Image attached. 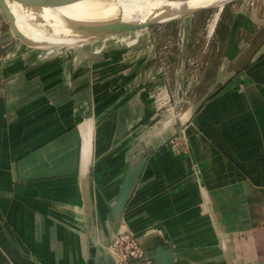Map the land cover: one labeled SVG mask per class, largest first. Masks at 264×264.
<instances>
[{
    "label": "crops",
    "instance_id": "crops-1",
    "mask_svg": "<svg viewBox=\"0 0 264 264\" xmlns=\"http://www.w3.org/2000/svg\"><path fill=\"white\" fill-rule=\"evenodd\" d=\"M241 15L218 77L180 108L156 61L37 50L0 10V264H89L93 241V264H117L107 245L125 227L174 264H264V41L229 57ZM168 106L181 115L152 146ZM180 133L188 153L168 144Z\"/></svg>",
    "mask_w": 264,
    "mask_h": 264
},
{
    "label": "rangeland",
    "instance_id": "rangeland-1",
    "mask_svg": "<svg viewBox=\"0 0 264 264\" xmlns=\"http://www.w3.org/2000/svg\"><path fill=\"white\" fill-rule=\"evenodd\" d=\"M224 8L225 13L218 27L217 13L221 6H213L200 11L203 12L201 14H197V12L195 13L197 15H185L163 24L118 35L80 39L71 43L35 44L30 42L25 44L37 50H52L62 47V52L67 55L76 51L80 52L81 56H89V58L112 52L118 61L126 57L129 58L125 59V62L128 60H135L137 63L156 61L157 67H161L165 77L178 79L180 108H184L188 103L196 101L206 91L209 83L218 77L220 69L218 63L226 54L230 40L229 32L232 29L231 26L235 24L234 16L237 11L242 15L237 21L236 29L241 27L242 33L237 32L233 36V41L237 42L238 48L231 50L229 57L238 56L247 50L244 59H248L255 47L264 39V0H229L224 3L223 10ZM4 19L6 20L5 17ZM5 22L9 29L7 20ZM257 30L259 33L252 40L249 32H257ZM48 36L61 38L52 34H48ZM251 40L253 45L250 43ZM251 45L254 47L251 48ZM244 46H247L248 49H243ZM158 80L162 83L161 76H158ZM165 90L162 83L152 96L156 98L159 93L163 92L160 95L167 97ZM180 115L181 113L177 114L169 106L163 107L157 120L148 125L146 139L151 142L152 146L157 143L158 138H162V134L170 131L176 118ZM156 134L158 135L155 136ZM186 138L182 133L173 134L167 141L174 153H188L189 146ZM124 229L130 230L128 227L120 230ZM107 246L110 249V244Z\"/></svg>",
    "mask_w": 264,
    "mask_h": 264
},
{
    "label": "bare ground",
    "instance_id": "bare-ground-1",
    "mask_svg": "<svg viewBox=\"0 0 264 264\" xmlns=\"http://www.w3.org/2000/svg\"><path fill=\"white\" fill-rule=\"evenodd\" d=\"M228 0H88L78 4L28 11L12 3L10 8L19 30L31 43L74 42L85 36L75 28L83 24L107 23L112 21L143 22L165 20L185 11L222 6ZM218 16V13H217ZM215 26V25H214ZM144 29V28H143ZM139 30V29H138ZM48 34L61 38L50 37Z\"/></svg>",
    "mask_w": 264,
    "mask_h": 264
},
{
    "label": "water",
    "instance_id": "water-1",
    "mask_svg": "<svg viewBox=\"0 0 264 264\" xmlns=\"http://www.w3.org/2000/svg\"><path fill=\"white\" fill-rule=\"evenodd\" d=\"M85 1H88V0H0V10L3 13L4 17L6 18L13 35L16 38L22 40L24 43H30L29 39L17 27L15 16L10 8V4L12 3L18 4L22 8L28 11H38L40 9H55L58 7L70 6V5L78 4L81 2H85ZM170 1L185 2L189 0H170ZM223 5L221 6V9ZM210 7H213V6L201 7V8L185 11V12H182L176 15H172L168 17V19H165V20L150 19V20H145L143 22H121V21L116 20V21L107 22V23L83 24V25L77 26L75 30H77V33H80L81 35L85 36L82 39L95 38V37H100V36L118 35L122 33L136 31L138 29L148 28L150 26L157 25V24H163V23L181 18L185 15L195 14L197 12L203 11ZM141 163L142 162L136 164V166L133 167L127 179L125 188L121 194L120 201H119V207L121 210H122L123 205L125 204L127 196L137 177V174L141 167ZM95 247H96V242L93 241L89 264H93L94 262ZM145 249L147 253L149 254V256L155 261L156 264H174L172 259L165 253L163 252L152 253L151 251L147 250V248Z\"/></svg>",
    "mask_w": 264,
    "mask_h": 264
},
{
    "label": "built area",
    "instance_id": "built-area-1",
    "mask_svg": "<svg viewBox=\"0 0 264 264\" xmlns=\"http://www.w3.org/2000/svg\"><path fill=\"white\" fill-rule=\"evenodd\" d=\"M110 249L117 264H156L147 253L142 241L130 230H119L115 233Z\"/></svg>",
    "mask_w": 264,
    "mask_h": 264
},
{
    "label": "trees",
    "instance_id": "trees-1",
    "mask_svg": "<svg viewBox=\"0 0 264 264\" xmlns=\"http://www.w3.org/2000/svg\"><path fill=\"white\" fill-rule=\"evenodd\" d=\"M201 13H203V12H198L197 14H201ZM197 14H195V15H197ZM262 41H264V39Z\"/></svg>",
    "mask_w": 264,
    "mask_h": 264
}]
</instances>
